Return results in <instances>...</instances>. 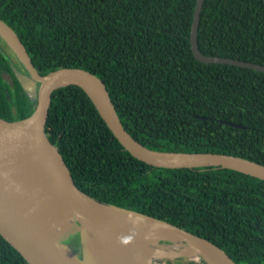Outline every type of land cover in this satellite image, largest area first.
I'll list each match as a JSON object with an SVG mask.
<instances>
[{"label": "trees", "instance_id": "16d2710c", "mask_svg": "<svg viewBox=\"0 0 264 264\" xmlns=\"http://www.w3.org/2000/svg\"><path fill=\"white\" fill-rule=\"evenodd\" d=\"M196 4L0 0V17L41 74L69 67L101 78L124 128L145 147L228 154L264 165V73L194 58ZM198 47L205 56L264 66V0H204ZM34 108L16 79L9 88L0 76V118L21 120ZM46 132L89 196L182 227L237 264H264V181L217 168H154L134 159L77 86L53 93ZM0 264L28 263L0 236Z\"/></svg>", "mask_w": 264, "mask_h": 264}, {"label": "water", "instance_id": "95a60500", "mask_svg": "<svg viewBox=\"0 0 264 264\" xmlns=\"http://www.w3.org/2000/svg\"><path fill=\"white\" fill-rule=\"evenodd\" d=\"M203 3L197 0L190 33L194 58L204 64L264 73L260 64L200 52ZM0 37L25 71L23 74L12 66L18 83L35 105L27 118H0V236L28 264H169L176 260L237 264L221 247L182 227L100 202L83 192L65 156L46 132L52 95L68 86L82 89L124 150L154 168H217L264 181L263 164L228 154L149 149L124 128L101 78L69 67L41 74L18 34L1 17ZM3 79L13 86L10 75L3 74Z\"/></svg>", "mask_w": 264, "mask_h": 264}, {"label": "flooded vegetation", "instance_id": "af4514ba", "mask_svg": "<svg viewBox=\"0 0 264 264\" xmlns=\"http://www.w3.org/2000/svg\"><path fill=\"white\" fill-rule=\"evenodd\" d=\"M12 66H15L20 72L25 74V71L20 66V64L15 59L14 55L12 54L10 48L5 43V41L0 37V76L2 78V82L4 85L8 84L9 88L14 87V79H16ZM3 74H8L11 76L13 80V86L10 87L9 82L5 81L3 79ZM17 80V79H16ZM169 264H186L185 262H182V260H176V261H170ZM188 264H207L205 262H189Z\"/></svg>", "mask_w": 264, "mask_h": 264}, {"label": "rangeland", "instance_id": "374dc122", "mask_svg": "<svg viewBox=\"0 0 264 264\" xmlns=\"http://www.w3.org/2000/svg\"><path fill=\"white\" fill-rule=\"evenodd\" d=\"M182 262H185L186 264H188L190 261H186V260H182ZM170 263V262H169ZM196 263V262H195Z\"/></svg>", "mask_w": 264, "mask_h": 264}]
</instances>
